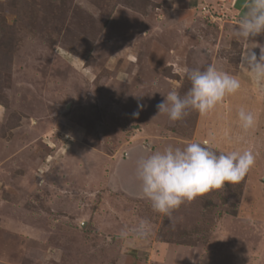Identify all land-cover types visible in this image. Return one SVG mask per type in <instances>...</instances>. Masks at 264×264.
<instances>
[{
  "label": "rangeland",
  "instance_id": "obj_1",
  "mask_svg": "<svg viewBox=\"0 0 264 264\" xmlns=\"http://www.w3.org/2000/svg\"><path fill=\"white\" fill-rule=\"evenodd\" d=\"M187 1L0 0V264H264V83L240 64L256 45L222 0ZM209 64L238 92L204 116L157 115L190 88L185 67ZM204 139L255 164L170 221L137 195L136 159Z\"/></svg>",
  "mask_w": 264,
  "mask_h": 264
},
{
  "label": "clouds",
  "instance_id": "obj_2",
  "mask_svg": "<svg viewBox=\"0 0 264 264\" xmlns=\"http://www.w3.org/2000/svg\"><path fill=\"white\" fill-rule=\"evenodd\" d=\"M264 35V0H248L246 11L232 28V36L255 47L245 49L240 56L242 70L256 83H264V45L254 38ZM251 41V42H250ZM259 48V55L254 49ZM190 81V88L181 96L176 90L168 91L162 102L156 105L157 115L167 114L169 121L183 120L190 112L204 116L214 111L225 97L241 88L238 76L219 69L214 64L206 68L183 69ZM138 116L139 113H133ZM156 115V116H157ZM240 126L249 130L255 126L256 118L251 111H238ZM210 141H191L184 147L168 145L139 156L135 162L134 178L137 195L150 202L154 212L167 216L171 221L173 212L186 202H192L225 184H238L255 164L251 150L216 151ZM140 238L146 239L151 228L141 221L135 230ZM121 236H127L122 232Z\"/></svg>",
  "mask_w": 264,
  "mask_h": 264
},
{
  "label": "crops",
  "instance_id": "obj_3",
  "mask_svg": "<svg viewBox=\"0 0 264 264\" xmlns=\"http://www.w3.org/2000/svg\"><path fill=\"white\" fill-rule=\"evenodd\" d=\"M208 1H210V0H208ZM212 1H215V0H212ZM190 3H191V6H187V7H189L191 10H194V12H196V10H198V11L199 10H202L203 8L206 9V7L209 6L208 4L207 5H204L205 4L204 3V0H189V1H187V4H190ZM212 3H214V2H212ZM221 4L224 5V7H226L227 9H229V12L234 13L235 14L234 17L236 19H238L246 11V7H247V4H248V0H225V3H224V0H222V3ZM187 19L188 18H186V20ZM236 21H234V22H236ZM221 23H222V21H220V22L217 21V24L219 26L221 25ZM257 37H260V36H257ZM256 39H255V41H256Z\"/></svg>",
  "mask_w": 264,
  "mask_h": 264
}]
</instances>
